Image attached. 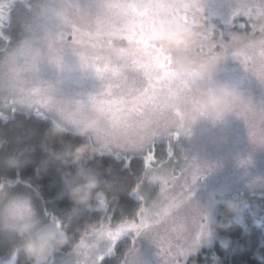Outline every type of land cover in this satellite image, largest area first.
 <instances>
[{"label":"rangeland","instance_id":"1","mask_svg":"<svg viewBox=\"0 0 264 264\" xmlns=\"http://www.w3.org/2000/svg\"><path fill=\"white\" fill-rule=\"evenodd\" d=\"M173 28L196 33L195 58H223L211 80L196 82L173 69L155 43ZM0 35L7 42L0 49V118L23 111L58 121L60 112L76 111L95 121L89 136L97 147L104 141L110 153L147 155L133 190L141 207L125 221L142 218L143 227L123 234L132 245L120 264H212L196 255L215 242L226 244L209 232L226 201L241 205L239 221H264V211L258 212L264 187L250 189L243 180L246 171L264 174V150L252 144L253 133L264 130L258 75L264 0H0ZM26 39L40 41L37 54L11 61L9 54ZM213 80L237 84L241 101L221 125L200 121L189 129L194 96ZM56 81L62 83L54 96L49 85ZM162 141L166 157L154 163V146ZM31 198L37 215L55 225ZM109 218L105 212L101 225L78 240L87 245L54 252L50 264L100 263L113 244L102 225L120 224ZM0 239L2 260L15 236L0 231Z\"/></svg>","mask_w":264,"mask_h":264},{"label":"trees","instance_id":"2","mask_svg":"<svg viewBox=\"0 0 264 264\" xmlns=\"http://www.w3.org/2000/svg\"><path fill=\"white\" fill-rule=\"evenodd\" d=\"M6 44L0 35V49ZM54 121L49 116L23 111L0 118V177L16 179L21 191L38 200L41 215L66 232V243L55 251L60 254L71 250L83 235L98 228L105 212L109 213L112 224L137 217L141 201L133 190L143 177L146 163L139 157L141 154H135L137 157L127 167L125 156L110 152L74 158L77 145H96L89 135L74 136L68 128L62 136L63 143L46 140L44 133ZM153 153L154 163L162 161L167 153L165 142L156 143ZM81 167L96 172L88 205L76 203L68 196L73 177ZM259 204L258 207H263L259 208L260 213L264 211V200ZM219 207L216 224L221 227L216 231L227 242L203 247L196 255L197 260L212 264H264V221H239L224 212V204ZM131 245L130 236L120 238L114 253L106 256L101 264H120Z\"/></svg>","mask_w":264,"mask_h":264},{"label":"clouds","instance_id":"3","mask_svg":"<svg viewBox=\"0 0 264 264\" xmlns=\"http://www.w3.org/2000/svg\"><path fill=\"white\" fill-rule=\"evenodd\" d=\"M156 45L168 55L173 69L180 74L190 75L196 82L211 80L213 73L222 63L220 55L195 58L192 53L198 40L196 33L190 29H165L155 41ZM38 39L22 40L17 48L9 54L11 61L26 60L39 51ZM67 71L71 72L70 67ZM261 83L264 84V65L258 70ZM62 81L49 85L55 96ZM241 88L232 82L213 80L208 86L200 88L193 99V108L189 116V129L200 121H206L211 126L221 125L229 112L240 103ZM54 100V103H59ZM67 128L72 129V135L86 137L94 131L95 121L83 117L76 111H62L58 121L44 133L48 141L63 143L62 136ZM252 144L255 149L264 150V130L253 133ZM107 143L98 142V147L89 143L77 145L73 150L74 158L80 159L92 154H100L107 149ZM245 162L241 163V167ZM245 187H264V174L245 172L243 176ZM73 186L68 192L69 198L79 204L88 205L92 199V191L96 184V172L91 168H78L73 177ZM19 182L12 177H0V231L14 234L15 240L9 250L8 257L0 260V264H50L49 258L63 246L68 236L65 231L51 223L43 221L36 213L30 195L18 191ZM242 207L235 201L224 203V212L238 218ZM221 226L209 225V232H215ZM95 232V230H94Z\"/></svg>","mask_w":264,"mask_h":264},{"label":"snow or ice","instance_id":"4","mask_svg":"<svg viewBox=\"0 0 264 264\" xmlns=\"http://www.w3.org/2000/svg\"><path fill=\"white\" fill-rule=\"evenodd\" d=\"M137 155L133 154L132 156H128L125 158V166H130L131 160L133 158H136ZM143 162H147V155H141L139 156ZM110 219V218H109ZM103 229H104V235L106 238L112 239L113 240V244H112V253H114L115 251V245L118 243L119 239L122 238L123 234L126 232V230L128 229H135V230H139L140 228L143 227V219L141 218L140 223H134V222H123L120 223L118 225L115 226V228H113L112 226L108 225V224H103L102 225ZM113 233H115V236L113 235ZM78 244H82V245H87L88 242H86V240H82V241H78ZM94 246V245H92ZM112 253H109L106 256H110ZM177 255H184V252L182 250H177ZM100 257V264L103 261V259L106 257Z\"/></svg>","mask_w":264,"mask_h":264},{"label":"crops","instance_id":"5","mask_svg":"<svg viewBox=\"0 0 264 264\" xmlns=\"http://www.w3.org/2000/svg\"><path fill=\"white\" fill-rule=\"evenodd\" d=\"M68 129H70V128H68ZM72 130V129H71ZM91 138V137H90ZM92 140V139H91ZM95 141V140H94ZM93 142V141H92ZM97 147V146H96ZM109 150H105L104 152H108Z\"/></svg>","mask_w":264,"mask_h":264}]
</instances>
